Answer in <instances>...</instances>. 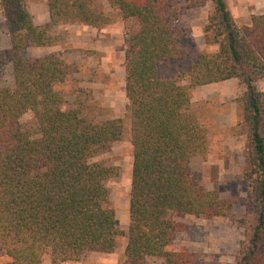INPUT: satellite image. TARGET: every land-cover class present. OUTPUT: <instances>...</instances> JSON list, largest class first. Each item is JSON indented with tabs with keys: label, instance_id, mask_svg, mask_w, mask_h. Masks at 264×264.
<instances>
[{
	"label": "trees",
	"instance_id": "1",
	"mask_svg": "<svg viewBox=\"0 0 264 264\" xmlns=\"http://www.w3.org/2000/svg\"><path fill=\"white\" fill-rule=\"evenodd\" d=\"M131 25L125 36V118L133 147L129 227L122 264H218L175 243L182 224L175 216L215 218L230 215L235 200L193 178L191 160L208 152L206 125L192 112L195 88L238 79L242 123L248 140L245 172L251 186L254 221L241 242L236 264H264V13L246 25L236 23L226 0H107ZM211 1L204 27L206 44L188 72L158 76L161 61L181 59L185 30L180 17L194 4ZM196 2V3H195ZM10 48L0 51V69L9 60L14 86L0 88V248L10 264L80 261L88 251L111 253L124 234L110 202L107 181L119 167L96 160L120 140L124 118L88 119L79 108L64 109L55 89L69 80L75 65L60 53L27 57L29 46L53 43L60 23L94 28L107 23L96 0H47L50 22L37 25L28 0H0ZM188 80V84L181 81ZM33 112L39 138L21 119Z\"/></svg>",
	"mask_w": 264,
	"mask_h": 264
},
{
	"label": "rangeland",
	"instance_id": "2",
	"mask_svg": "<svg viewBox=\"0 0 264 264\" xmlns=\"http://www.w3.org/2000/svg\"><path fill=\"white\" fill-rule=\"evenodd\" d=\"M96 1L108 17L102 27L60 23L50 31L51 45L29 46L23 52L31 58L60 53L75 65L71 78L55 85L64 98V109L79 108L83 116L95 121L125 119L123 137L96 158L103 164L119 167V174L108 180L107 185L111 192V205L116 210L124 234L117 238V247L113 252L88 251L80 261L66 264H122L130 222L133 147L125 118V36L126 28L131 24L124 21L107 0ZM186 1L180 0L181 4H186ZM226 3L239 25L249 24L252 15L264 13V0H226ZM28 6L37 25L50 22V18L45 21L47 15L50 17L47 0H28ZM212 10L211 1H205L194 4L180 17L179 26L186 31L180 47L187 54L181 59L159 62L160 78H176L188 72L202 53L217 51V45L205 43L203 32ZM9 48L10 35L0 5V51L7 54ZM14 83L13 65L7 60L0 69V88L13 87ZM181 83L188 84V80ZM257 88L264 91V80L258 82ZM245 90L238 79H233L203 85L192 92V112L205 123L209 137L205 156L196 155L191 160L193 178L206 188L218 191L221 196L234 199L235 203L230 215L224 217L175 216L174 219L182 224L175 243L205 261L218 264H236L241 242L254 221L251 186L245 176L249 169L248 140L242 123L241 97ZM21 122L32 138L40 137L33 112L24 114ZM10 262L11 257L0 248V264ZM43 264H50L49 253L44 255ZM148 264H162V259L150 257Z\"/></svg>",
	"mask_w": 264,
	"mask_h": 264
},
{
	"label": "crops",
	"instance_id": "3",
	"mask_svg": "<svg viewBox=\"0 0 264 264\" xmlns=\"http://www.w3.org/2000/svg\"><path fill=\"white\" fill-rule=\"evenodd\" d=\"M49 18H50V17L47 15L45 21H46V22L49 21ZM230 80H233V79H229V80H227V81H230ZM256 85H258V82L256 83Z\"/></svg>",
	"mask_w": 264,
	"mask_h": 264
}]
</instances>
